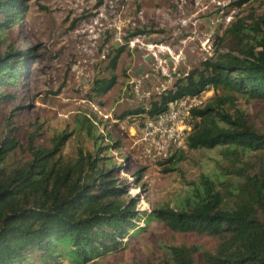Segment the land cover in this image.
<instances>
[{"label": "trees", "instance_id": "1", "mask_svg": "<svg viewBox=\"0 0 264 264\" xmlns=\"http://www.w3.org/2000/svg\"><path fill=\"white\" fill-rule=\"evenodd\" d=\"M31 1L0 0V47L5 48L0 54V110L10 107L6 123L21 108L14 104L21 99L33 57L32 48L15 46L6 34L25 20ZM225 35L233 41V52L202 62L164 90L148 110L135 112L152 118L173 101L208 89L219 93L192 110L186 149L166 161L175 167L185 151L218 149L221 162L190 184L175 204L149 213L137 209V199L128 196L127 183L120 178L124 164H115L109 153L110 147L119 150L120 143L103 145L93 120L82 118L80 123L91 149L79 147L71 160L62 156L65 132L46 143L37 142L38 134L31 132L25 146L13 129L0 139V264H94L123 251V240L139 231L141 221L151 220L172 233L216 242L212 250L170 246L165 257L149 264H198L199 254L202 264H264V131L251 127L235 104L236 96L264 101V13L250 24L239 19ZM114 52L111 71L124 47ZM115 84V76L95 80L92 92L105 95ZM23 150L26 159L11 163ZM222 161L237 165L229 168Z\"/></svg>", "mask_w": 264, "mask_h": 264}, {"label": "rangeland", "instance_id": "2", "mask_svg": "<svg viewBox=\"0 0 264 264\" xmlns=\"http://www.w3.org/2000/svg\"><path fill=\"white\" fill-rule=\"evenodd\" d=\"M263 13L264 0H32L25 20L6 34L15 46L32 48L33 57L21 99L14 104L20 110L8 123L10 107L0 110V139L13 129L25 146L31 132L43 143L65 132L62 156L71 160L79 147L91 149L80 123L82 118L93 120L103 145L120 143L119 150L110 147L109 153L115 164H124L120 178L127 183L128 196L137 199V209L149 213L175 204L190 184L218 167V149L185 151V158L173 167L166 160L176 151L166 158L148 152L142 132L151 117L135 112L148 110L164 90L202 62L233 52L226 29L239 19L250 24ZM120 47L124 52L111 71L109 62ZM4 51L0 47V54ZM111 76L116 77L114 87L96 96L95 80ZM205 93L204 104L219 94L212 89ZM236 97V108L244 111L249 125L263 132L264 101ZM25 159L23 150L12 156L11 163ZM222 163L229 168L237 165ZM138 170L141 176L136 175ZM138 227L123 240L127 242L123 251L94 264L155 263L170 246L212 250L216 242L196 234L172 233L160 221H141ZM197 262L203 263L201 254Z\"/></svg>", "mask_w": 264, "mask_h": 264}, {"label": "built area", "instance_id": "3", "mask_svg": "<svg viewBox=\"0 0 264 264\" xmlns=\"http://www.w3.org/2000/svg\"><path fill=\"white\" fill-rule=\"evenodd\" d=\"M205 94L173 101L164 112L146 121L142 141L147 145L148 152H154L155 157L166 158L175 151L186 149V138L191 130V112L205 105L202 100Z\"/></svg>", "mask_w": 264, "mask_h": 264}, {"label": "water", "instance_id": "4", "mask_svg": "<svg viewBox=\"0 0 264 264\" xmlns=\"http://www.w3.org/2000/svg\"><path fill=\"white\" fill-rule=\"evenodd\" d=\"M167 58H168L169 60H171V58H169V55H167ZM171 64H173V62H170V65H171Z\"/></svg>", "mask_w": 264, "mask_h": 264}]
</instances>
